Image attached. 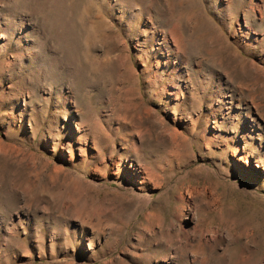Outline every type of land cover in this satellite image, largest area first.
I'll use <instances>...</instances> for the list:
<instances>
[{"label": "rangeland", "instance_id": "374dc122", "mask_svg": "<svg viewBox=\"0 0 264 264\" xmlns=\"http://www.w3.org/2000/svg\"><path fill=\"white\" fill-rule=\"evenodd\" d=\"M0 264H264V0H0Z\"/></svg>", "mask_w": 264, "mask_h": 264}, {"label": "bare ground", "instance_id": "6f19581e", "mask_svg": "<svg viewBox=\"0 0 264 264\" xmlns=\"http://www.w3.org/2000/svg\"><path fill=\"white\" fill-rule=\"evenodd\" d=\"M246 163H250V159L248 157H246Z\"/></svg>", "mask_w": 264, "mask_h": 264}]
</instances>
